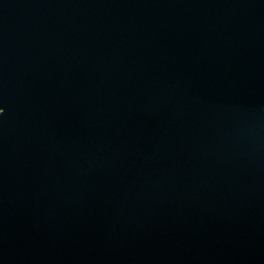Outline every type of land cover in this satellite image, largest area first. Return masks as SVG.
I'll use <instances>...</instances> for the list:
<instances>
[{
  "label": "water",
  "instance_id": "1",
  "mask_svg": "<svg viewBox=\"0 0 264 264\" xmlns=\"http://www.w3.org/2000/svg\"><path fill=\"white\" fill-rule=\"evenodd\" d=\"M0 264H264V0H0Z\"/></svg>",
  "mask_w": 264,
  "mask_h": 264
},
{
  "label": "clouds",
  "instance_id": "2",
  "mask_svg": "<svg viewBox=\"0 0 264 264\" xmlns=\"http://www.w3.org/2000/svg\"><path fill=\"white\" fill-rule=\"evenodd\" d=\"M0 112H3V109H0Z\"/></svg>",
  "mask_w": 264,
  "mask_h": 264
}]
</instances>
